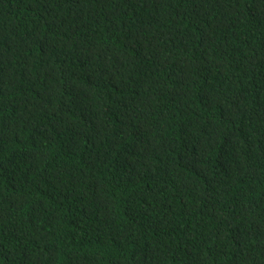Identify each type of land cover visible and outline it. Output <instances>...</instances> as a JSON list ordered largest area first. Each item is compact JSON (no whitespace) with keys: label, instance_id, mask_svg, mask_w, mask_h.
<instances>
[{"label":"trees","instance_id":"16d2710c","mask_svg":"<svg viewBox=\"0 0 264 264\" xmlns=\"http://www.w3.org/2000/svg\"><path fill=\"white\" fill-rule=\"evenodd\" d=\"M0 264H264V0H0Z\"/></svg>","mask_w":264,"mask_h":264}]
</instances>
